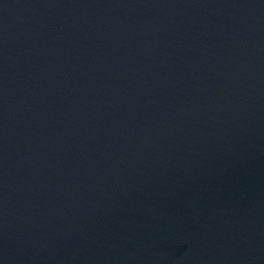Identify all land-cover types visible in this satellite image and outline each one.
I'll return each instance as SVG.
<instances>
[{"label":"water","instance_id":"95a60500","mask_svg":"<svg viewBox=\"0 0 264 264\" xmlns=\"http://www.w3.org/2000/svg\"><path fill=\"white\" fill-rule=\"evenodd\" d=\"M0 264H264V0H0Z\"/></svg>","mask_w":264,"mask_h":264}]
</instances>
